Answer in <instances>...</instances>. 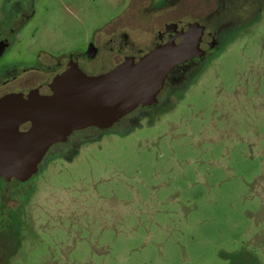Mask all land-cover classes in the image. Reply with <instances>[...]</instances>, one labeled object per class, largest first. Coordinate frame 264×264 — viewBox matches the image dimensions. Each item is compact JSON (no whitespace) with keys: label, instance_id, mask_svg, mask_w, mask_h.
<instances>
[{"label":"rangeland","instance_id":"1","mask_svg":"<svg viewBox=\"0 0 264 264\" xmlns=\"http://www.w3.org/2000/svg\"><path fill=\"white\" fill-rule=\"evenodd\" d=\"M236 1L239 26L167 101L139 107L128 127L74 132L26 182L0 178V264H264V0ZM146 5L36 0L9 57L82 50L102 24L145 19ZM215 5L186 0L187 16ZM134 52L104 49L88 71Z\"/></svg>","mask_w":264,"mask_h":264},{"label":"water","instance_id":"2","mask_svg":"<svg viewBox=\"0 0 264 264\" xmlns=\"http://www.w3.org/2000/svg\"><path fill=\"white\" fill-rule=\"evenodd\" d=\"M204 28H185L169 45L128 56L110 71L88 75L70 65L28 94L0 99V176L28 181L50 148L78 130L106 129L140 105L152 106L170 71L204 53ZM30 123L21 131L20 126Z\"/></svg>","mask_w":264,"mask_h":264},{"label":"flooded vegetation","instance_id":"3","mask_svg":"<svg viewBox=\"0 0 264 264\" xmlns=\"http://www.w3.org/2000/svg\"><path fill=\"white\" fill-rule=\"evenodd\" d=\"M235 1L215 0L216 5L210 14L204 18L199 17L201 20L199 18L192 20L187 16L186 0H147V5L144 8L145 19H137L134 14L128 20L119 18L102 24V26L96 28L93 36L88 39L86 47L82 50H65L61 53H54L40 47L32 59H25L24 56L10 59V54L12 55L17 51L16 48L22 43L24 30L34 17L36 0H9L10 10L0 15V99L12 94H28L39 86L49 84L73 64H77L88 75L106 73L111 69L105 72L93 73L88 71L87 68L95 63L104 49H108L113 53H122L124 49L132 47L135 49V54L132 56L141 57L158 46L169 45L185 28L203 27L202 48L204 53L199 57L180 63L170 71L155 104L152 106H139L153 108L162 104L161 95L165 91L167 92V98L165 99L167 101L170 94L176 90L175 88L185 86L188 83L196 66L203 65L208 61L207 59L220 52L223 45L222 40H224L229 29L239 26L234 22V17L229 16ZM239 1L236 2L239 3ZM243 2L245 3L246 0H243ZM144 21L147 22L146 28L147 32L151 34V38L148 41L136 42L131 38V35L136 30L146 29ZM196 21L197 25L191 26ZM139 107L109 128L88 127L78 131L84 132L83 130L93 129L105 133L116 130V127H120V125L128 127L134 124V120L140 116ZM121 122L122 124H120ZM29 127L30 123H24L20 126V130L25 131ZM71 136L67 141L60 144L71 140ZM0 178L6 183L17 180L7 181L4 177L0 176Z\"/></svg>","mask_w":264,"mask_h":264}]
</instances>
